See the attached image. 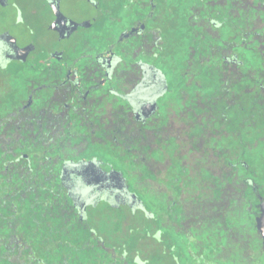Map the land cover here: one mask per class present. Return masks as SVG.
Here are the masks:
<instances>
[{
    "label": "flooded vegetation",
    "instance_id": "af4514ba",
    "mask_svg": "<svg viewBox=\"0 0 264 264\" xmlns=\"http://www.w3.org/2000/svg\"><path fill=\"white\" fill-rule=\"evenodd\" d=\"M0 264H264V0H0Z\"/></svg>",
    "mask_w": 264,
    "mask_h": 264
}]
</instances>
